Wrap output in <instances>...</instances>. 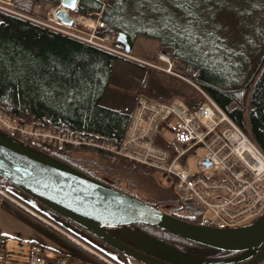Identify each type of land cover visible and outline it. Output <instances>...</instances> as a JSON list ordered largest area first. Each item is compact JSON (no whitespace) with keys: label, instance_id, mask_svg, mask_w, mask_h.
<instances>
[{"label":"trees","instance_id":"trees-1","mask_svg":"<svg viewBox=\"0 0 264 264\" xmlns=\"http://www.w3.org/2000/svg\"><path fill=\"white\" fill-rule=\"evenodd\" d=\"M34 1L12 0V9L29 14ZM38 1L59 4V0ZM78 5L100 12V20L107 27L98 33L100 36L124 33L129 45L137 37L157 41L171 59L185 66V78L206 93L264 153V0H79ZM84 9L78 12L83 13ZM0 23L3 113L21 124L30 119L42 127L81 138L121 137L126 114L100 105L109 85L104 83V77L112 55L10 15L0 13ZM223 25L230 32H217ZM122 161L127 168L132 167L130 170H146ZM0 181L13 186L2 176ZM174 205L179 213H165L191 224H202L203 211L195 202L181 203L176 196ZM138 227L154 231L166 241L204 250L205 258L175 252L196 261L226 262L242 255L194 245L140 224L102 229L127 247L165 262L126 240L125 234L131 232L125 230ZM117 253L127 264H142Z\"/></svg>","mask_w":264,"mask_h":264},{"label":"rangeland","instance_id":"rangeland-1","mask_svg":"<svg viewBox=\"0 0 264 264\" xmlns=\"http://www.w3.org/2000/svg\"><path fill=\"white\" fill-rule=\"evenodd\" d=\"M12 4V0H0V13L22 19L112 55L113 60L108 65V71L104 77V83H109V85L100 102L102 107L129 116L139 94L161 102L178 100L189 108L204 101L201 94L203 91L185 78L183 74L185 66L171 59L167 55V51L160 47L157 41L151 38L137 37L130 44L129 52L126 53L123 48L118 47L117 34L113 36L109 33L98 35L107 28L104 24V28L98 30V23L101 22L100 12L84 9L78 5L75 11L69 12V16L73 19L83 18L91 25L74 22L71 27H67L56 22L53 17L59 4L53 6L36 0L32 3L29 14L15 11L12 9ZM80 8L84 9L83 13L78 12ZM230 30L226 25H223L217 32L227 34ZM160 55L168 57L169 63L162 62ZM0 114L4 116V120L10 118L1 110ZM15 121L20 126L17 129H21L23 133L14 132L12 134L7 130L6 125V127L0 125V133L7 136L9 140L12 138L61 165L72 166L77 172L88 173L94 179L109 184L120 192L157 206L161 211L179 213L174 205L176 195L173 185L161 174L154 172L151 176L146 168L147 171L130 170L129 168L132 167H126V163L122 161L124 158L95 147L55 143L46 136L48 134L46 131L52 129L42 127L30 119L22 120L24 124H21L20 120ZM89 140L98 144L97 138H89ZM1 194L32 214L28 219L17 217L1 208L2 201L0 200V231L10 229L14 232L2 238L4 239L3 258H11L21 264H29L30 248L33 244L42 248V258H52L56 264H58L59 257L67 260L70 258L71 261L75 260L74 262L81 261L78 257L80 252L84 259H87L91 264H127V261L106 243L99 241L80 227L40 205L16 187L0 181ZM126 231L127 233L131 232L130 235L125 234L128 238L126 240L131 243L135 242L139 249L170 264H178L179 260L175 252L197 258L206 257L204 250L166 241L163 236L151 230L138 227L133 230L127 228ZM80 264L82 263L80 262Z\"/></svg>","mask_w":264,"mask_h":264},{"label":"built area","instance_id":"built-area-1","mask_svg":"<svg viewBox=\"0 0 264 264\" xmlns=\"http://www.w3.org/2000/svg\"><path fill=\"white\" fill-rule=\"evenodd\" d=\"M104 26L98 23V30ZM201 94L204 101L195 109L178 100L161 102L137 95L116 140L99 136L94 144L77 134L52 130L46 136L55 143L95 147L161 174L181 203L195 202L202 209L203 226H248L264 213V153L208 95ZM3 117L0 114L1 126L12 134L23 133L15 120ZM1 254L0 239V264ZM29 264H46L38 246L33 247ZM58 264L70 263L61 259Z\"/></svg>","mask_w":264,"mask_h":264},{"label":"water","instance_id":"water-1","mask_svg":"<svg viewBox=\"0 0 264 264\" xmlns=\"http://www.w3.org/2000/svg\"><path fill=\"white\" fill-rule=\"evenodd\" d=\"M79 0H59L53 13L61 25L74 23L69 12ZM116 42L130 50L124 33ZM0 176L14 187L84 231L103 240L115 251L142 264H168L141 254L107 234L102 227L145 225L208 249L242 254L226 262H201L176 254L191 264H257L264 260V213L245 227L216 228L175 218L139 199L108 187L48 157L0 135Z\"/></svg>","mask_w":264,"mask_h":264},{"label":"crops","instance_id":"crops-1","mask_svg":"<svg viewBox=\"0 0 264 264\" xmlns=\"http://www.w3.org/2000/svg\"><path fill=\"white\" fill-rule=\"evenodd\" d=\"M0 200L2 201L1 205L4 210H7L8 212H10L11 214H14L16 215L17 217H21V218H24V219H28L29 216H31L32 214L27 211V210H24L21 206H19L16 202L12 201V200H8L5 197H0ZM18 206V207H17ZM27 212V213H26ZM9 213V214H10ZM35 223V222H34ZM1 228V227H0ZM14 233L13 231H11L10 229H7V231H0V239H1V244H2V253H3V247H4V239H2L3 237L5 238V236H7V234H12ZM15 235V234H14ZM33 247H36V245H33L31 246L30 248V258H31V254H32V250H33ZM40 249H41V252H42V248L40 246H38ZM83 254L80 252L79 253V256L78 254H76V256L79 257V259L81 261H78V262H74L75 260H72L69 258L68 262L70 264H73V263H82V264H91L87 259H84V257L82 256ZM42 256V255H41ZM30 258H29V263H30ZM45 260V263L46 264H56L55 261L52 259V258H43ZM61 259H66V258H62V257H59L58 258V261H60ZM1 263L2 264H21V262H16L14 259H5L3 258V255L1 254ZM26 264V263H25Z\"/></svg>","mask_w":264,"mask_h":264},{"label":"bare ground","instance_id":"bare-ground-1","mask_svg":"<svg viewBox=\"0 0 264 264\" xmlns=\"http://www.w3.org/2000/svg\"><path fill=\"white\" fill-rule=\"evenodd\" d=\"M73 19V18H72ZM55 21V20H54ZM73 21L74 22H80V23H82V24H85V25H91V23H89L88 21H86V20H84L83 18H78V19H73ZM56 22H58V21H56ZM160 60L162 61V62H169V59H168V57H165V56H161L160 55Z\"/></svg>","mask_w":264,"mask_h":264},{"label":"flooded vegetation","instance_id":"flooded-vegetation-1","mask_svg":"<svg viewBox=\"0 0 264 264\" xmlns=\"http://www.w3.org/2000/svg\"><path fill=\"white\" fill-rule=\"evenodd\" d=\"M88 175V174H87ZM90 176V177H89ZM87 177H89V178H91V175L89 174ZM92 179H94L93 177H92ZM96 180V179H95ZM97 181H99V182H101L100 180H97ZM101 183H103L104 185H106V186H108V187H111L109 184H106V183H104V182H101ZM112 188V187H111ZM114 189V188H113ZM41 205V204H40ZM45 207V206H44ZM46 208V207H45ZM48 209V208H47ZM243 256V255H242ZM242 256H238L237 258H240V257H242ZM237 258H234V259H237ZM233 260V259H232ZM262 261H260L259 263H261ZM244 263H246V262H244ZM243 263V264H244ZM259 263H257V264H259Z\"/></svg>","mask_w":264,"mask_h":264}]
</instances>
